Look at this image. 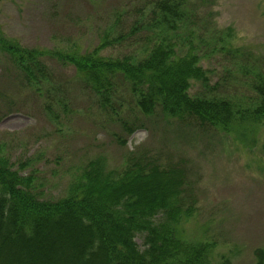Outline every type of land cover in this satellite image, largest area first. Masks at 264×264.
I'll list each match as a JSON object with an SVG mask.
<instances>
[{
    "label": "rangeland",
    "instance_id": "obj_1",
    "mask_svg": "<svg viewBox=\"0 0 264 264\" xmlns=\"http://www.w3.org/2000/svg\"><path fill=\"white\" fill-rule=\"evenodd\" d=\"M161 1L0 0V40L47 52L42 62L51 81L35 92L0 51V154L35 177L40 198L53 201L94 160L109 169L152 160L180 167L192 215L183 226L191 239L210 245L207 264H257L256 252L264 250V126L238 140L195 120L165 118L160 109L147 117L124 82L104 106L75 67L58 58L92 52L106 39L111 45L103 59L139 55L152 44L149 28L159 18L150 12ZM183 3L192 15L190 29L177 35V53L193 49L210 80L207 87L191 81L190 95L226 96L246 106L257 98L250 87L254 75L264 74V0ZM161 30L172 32L171 26ZM136 242L143 250V236Z\"/></svg>",
    "mask_w": 264,
    "mask_h": 264
},
{
    "label": "trees",
    "instance_id": "obj_2",
    "mask_svg": "<svg viewBox=\"0 0 264 264\" xmlns=\"http://www.w3.org/2000/svg\"><path fill=\"white\" fill-rule=\"evenodd\" d=\"M190 12L183 0L157 2L150 12L159 18L157 27L149 28L152 44L139 55L103 59L101 53L111 45L106 39L92 52L72 50L58 58L75 67L104 106L112 104L117 84L124 82L147 117L160 109L165 118L195 120L203 128L249 139L264 126V74L254 75L250 87L257 98L244 107L226 96H191V81L207 87L210 80L193 49L186 56L177 53V35L190 29ZM167 26L172 32L164 35L161 28ZM0 51L35 92L51 82L42 62L47 52L3 40ZM22 170L0 154V264H207L210 245L191 239L183 226L192 215L185 207L180 167L152 160L109 169L104 160H94L54 201L40 198L35 177ZM138 236L144 238L143 250ZM256 257L264 264V250Z\"/></svg>",
    "mask_w": 264,
    "mask_h": 264
}]
</instances>
